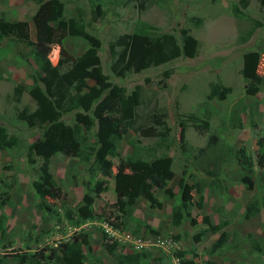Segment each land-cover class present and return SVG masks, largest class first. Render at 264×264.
I'll return each mask as SVG.
<instances>
[{"label":"rangeland","instance_id":"1","mask_svg":"<svg viewBox=\"0 0 264 264\" xmlns=\"http://www.w3.org/2000/svg\"><path fill=\"white\" fill-rule=\"evenodd\" d=\"M61 1L64 20L71 17L84 19L89 24L85 28L101 39L99 55L109 79L124 86L127 93L139 88L142 102L138 113L151 109L166 112L168 145L157 147V138L143 137L128 130L117 150L121 157L135 153L144 158L170 156L174 176L166 187L171 189L172 195L162 189L155 190L160 208L151 207L145 199L138 198L132 215L126 220L127 225L117 227L123 242H114L116 249L110 254L100 243L101 231L105 228L101 221L119 222L114 218L116 210L112 206L114 179L113 175L103 176L97 172L91 177L92 157L85 162L79 157L57 153L50 159L49 171L63 190L74 191L77 205L83 204L85 181L106 179V190L93 203L99 218L67 220L60 201L51 193L44 197L34 193L30 183L38 177L41 161L34 155V162L30 163L26 150L39 137L40 129L28 127L17 118L18 110L24 107L33 110L35 103L26 89L16 99L14 87L18 84L29 86L31 73H39L40 64L31 58L32 50L26 40L36 41L40 36L46 39L51 45L49 59L52 64L57 61L59 48L51 43L52 28L47 23L50 0H0V18L20 22V38H4L0 45V125L17 138L13 147L0 150V201L1 197H6V202L0 206V225L4 227V232H0V258L5 264H19L17 253L54 247L72 233L83 230L93 234L92 247L102 264H115L119 254L134 252L150 254L142 259V264H180L176 252L181 250L196 264H264V164L257 162L264 147V84L255 95H248L244 90L246 78L240 73L242 53L253 48L260 54L257 73L264 76V7L258 0H249L243 9L245 17L263 23L243 41L240 36L248 34L252 22L244 17L240 20L234 17L232 6L238 0H142L144 8L141 10L137 6L141 0ZM97 4L105 10V16L93 20ZM138 19L156 26L160 32L178 34L180 28H189L190 34L200 43L197 56L180 55L157 67L124 77L113 75L107 43L116 34L131 32ZM64 44L73 55L83 52L87 45L83 39L73 37L66 38ZM55 49L57 54L53 53ZM165 70L169 71L167 78L162 74ZM217 80L231 87V92L221 100L207 97L209 83ZM87 82L97 84L91 79ZM74 113L75 110L66 112L63 120L71 124ZM191 114L209 117L207 132H200L193 126V121L188 118ZM181 122L186 124L185 144L180 141ZM211 134L217 135L218 141L207 147ZM86 137L89 143L94 141L92 132ZM258 138L263 140L262 147L257 143ZM203 147L207 148L201 152ZM239 147H244L254 161L257 188L252 190L236 181L239 164L233 155ZM154 149L156 154L150 155ZM111 160L115 174L118 157L113 156ZM209 170L218 171V175L208 176ZM181 177L189 183H200L204 188L203 203L201 207L188 203L190 216H184L181 224L175 226L171 212L172 207L181 202L178 187ZM212 179H218L220 184L209 186ZM12 180L14 184L8 188L4 183ZM5 190L8 196L2 193ZM191 195L193 201L199 197L196 190H192ZM254 197L259 201L260 210L248 215L245 208ZM183 211L186 212V208ZM204 216L212 224L221 218H226L229 223L213 233L203 223ZM221 231L229 232L224 247L209 254L210 245ZM88 257L84 264H92L94 257L90 254Z\"/></svg>","mask_w":264,"mask_h":264},{"label":"trees","instance_id":"2","mask_svg":"<svg viewBox=\"0 0 264 264\" xmlns=\"http://www.w3.org/2000/svg\"><path fill=\"white\" fill-rule=\"evenodd\" d=\"M258 1L264 7V0ZM248 4L249 0H238V3L232 6V13L237 20L244 17L252 22V28L248 34L240 36L243 41L254 28L263 24L260 20L245 17L243 9ZM137 6L139 10L144 8L142 0ZM63 11L64 5L61 0H50L47 23L52 28L51 43L59 46L57 63L52 64L48 57L51 45L46 39L40 36L36 41L26 40L25 42L32 50L31 58L40 64L39 73H31L32 82L29 86L24 87L18 84L14 87L16 99L26 89L35 103L33 110L27 107L18 110L17 118L24 121L28 127L38 126L40 129L39 137L31 142L26 150L30 163L34 162V155L41 161L38 177L33 179L30 185L36 195L44 197L51 193L59 200L65 219L71 220L75 217L84 221L94 219L97 215L93 209V203L99 194L106 190L107 180L97 179L92 182L89 179L85 181L86 193L82 196L83 204L77 205L78 201L74 191L63 190L49 171L50 159L57 153L79 157L85 162H89L92 157L91 177L95 172L103 176L113 175L116 199L112 206L116 210L114 218L119 220L118 223L113 224L116 227L118 225L124 227L127 225V218L133 213L138 198L145 199L151 207L160 208L161 202L155 196V190L162 189L167 195H172L171 189L166 186L174 176V172L171 167L172 158L168 155H153L150 158H144L140 153H135L121 157L117 145L128 130L143 137L157 138V147L168 145L169 128L165 120L166 112L151 109L139 114L137 110L142 102L139 88L136 87L127 93L124 86L109 79V75L103 70L99 55L102 47L101 39L85 28L89 24L84 19L77 20L71 17L64 20ZM104 16L105 10L97 4L93 11V20ZM14 37L20 38V22L0 18V45L4 38ZM68 37L83 39L87 44L83 52L78 55L70 53L64 44V40ZM107 45L110 51V71L117 77H124L130 73L157 67L180 55L194 58L197 56L200 43L190 34L187 27L180 28L178 34L160 32L156 26L138 19L131 32L116 34ZM241 59L240 73L246 78L245 93L255 95L264 84V76L257 73L259 51L249 48L242 53ZM162 74L167 78L169 71L165 70ZM88 79L94 80L97 84H89ZM230 92L231 87L224 85L220 80L211 81L207 97L221 100ZM73 110H75L74 121L71 124L66 123L63 120L64 114ZM188 118L193 121V126L198 131H208L209 117L199 118L191 114ZM180 126V141L185 144L183 139L186 124L181 122ZM89 132L93 133L92 143L87 141L86 135ZM217 141V135H209L207 147ZM16 142L17 138L9 135L5 127L0 125V150L11 148ZM257 143L260 147L263 146L261 138L257 139ZM207 147H203L201 152H204ZM262 148L260 158L257 160L259 165L264 164V147ZM152 154H156L155 149L150 155ZM113 156L118 157L115 174L112 173L111 157ZM233 157L239 164L236 181L242 183L246 189L257 188L252 157L248 155L244 147L237 148ZM207 174L217 176L218 171L209 170ZM4 184L11 188L14 181ZM216 184H220L218 179H212L208 183L209 186ZM178 187L181 202L174 205L171 212V221L175 226L181 224L184 216H190L188 203L190 206L195 204L197 207H201L203 203L204 188L200 183H189L181 177L178 180ZM192 190H196L199 194L196 201L192 199ZM2 193L8 196L6 190ZM5 202L6 197H1L0 206ZM76 205L77 210L74 211ZM184 208L186 212L183 211ZM259 210V201L256 197L245 208L248 215H253ZM202 220L213 233L220 231L229 223L226 218H221L216 224H212L207 216H204ZM191 222L195 223V220L191 219ZM144 227L149 229L146 224ZM0 232H4V227L1 225ZM228 235V231H221L218 239L210 245L208 253L213 254L224 247ZM90 241V233L80 230L72 233L67 240L59 241L54 247L22 251L15 256L19 264H84L86 256L90 254L94 257L92 264H102L98 262ZM102 244L108 253L115 251V244L105 242ZM149 255L147 252L119 254L115 264H142V259ZM176 257L180 264H196L193 259L187 258L182 250L176 252ZM0 264H5L2 258H0Z\"/></svg>","mask_w":264,"mask_h":264},{"label":"clouds","instance_id":"3","mask_svg":"<svg viewBox=\"0 0 264 264\" xmlns=\"http://www.w3.org/2000/svg\"><path fill=\"white\" fill-rule=\"evenodd\" d=\"M58 48H59V46H58ZM48 57H49V55H48ZM58 57H59V53H58ZM57 60H58V58H57ZM56 63H57V61H56ZM55 63V64H56ZM54 156V155H53ZM52 156V157H53ZM51 157V158H52ZM50 165V164H49ZM113 190H114V187H113ZM114 194H115V191H114ZM115 199H116V196H115ZM115 199H114V201H115ZM78 201V200H77ZM94 209V208H93ZM96 213V212H95ZM97 215V214H96ZM100 216L99 215H97V217L96 218H99ZM95 219V218H94ZM88 220H92V219H88ZM103 221H101L103 224H104V226H105V228H104V230H102L101 231V234H102V237H101V244L103 243V242H105V243H109V244H114V242H116L117 241V236L119 235V229L116 227V226H114V222L112 221V220H108V219H102ZM80 231V230H79ZM114 233V234H113ZM116 234V235H115ZM91 235H93L92 233H90V240L92 241V238H91ZM90 241V242H91ZM119 242V241H118ZM103 245V244H102ZM91 246H92V243H91ZM104 247V246H103ZM93 248V247H92ZM116 249V248H115ZM106 250V249H105ZM107 251V250H106ZM112 254V253H111ZM178 259V258H177ZM179 261V260H178Z\"/></svg>","mask_w":264,"mask_h":264},{"label":"built area","instance_id":"4","mask_svg":"<svg viewBox=\"0 0 264 264\" xmlns=\"http://www.w3.org/2000/svg\"><path fill=\"white\" fill-rule=\"evenodd\" d=\"M114 234V233H113ZM116 235V234H115ZM120 235H118L117 237V240L119 241V242H123V238L122 237H119ZM134 242V244H135V246L137 247L138 245H137V243H136V241L134 240L133 241Z\"/></svg>","mask_w":264,"mask_h":264},{"label":"bare ground","instance_id":"5","mask_svg":"<svg viewBox=\"0 0 264 264\" xmlns=\"http://www.w3.org/2000/svg\"><path fill=\"white\" fill-rule=\"evenodd\" d=\"M53 53H56L57 54V50L55 49Z\"/></svg>","mask_w":264,"mask_h":264}]
</instances>
